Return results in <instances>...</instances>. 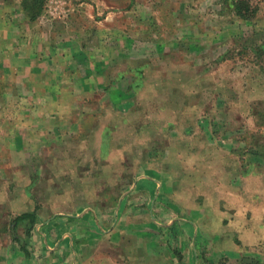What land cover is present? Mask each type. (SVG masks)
<instances>
[{
	"label": "rangeland",
	"instance_id": "obj_1",
	"mask_svg": "<svg viewBox=\"0 0 264 264\" xmlns=\"http://www.w3.org/2000/svg\"><path fill=\"white\" fill-rule=\"evenodd\" d=\"M32 1L70 41L0 50V264H264V0Z\"/></svg>",
	"mask_w": 264,
	"mask_h": 264
},
{
	"label": "crops",
	"instance_id": "obj_2",
	"mask_svg": "<svg viewBox=\"0 0 264 264\" xmlns=\"http://www.w3.org/2000/svg\"><path fill=\"white\" fill-rule=\"evenodd\" d=\"M32 2V0H0V50L6 54L5 66H3L11 69L18 67L20 76L17 77L25 81L20 79V83L27 84L35 81V70L41 67L44 58L42 53L45 49H50L52 44L64 43L61 40L65 38L59 37L60 33L51 30L50 27L53 23H57L56 20H50L41 14L36 16L37 20L30 16L29 7ZM48 23V29L44 28L43 24ZM69 41L67 38V43ZM51 58L54 60L58 55L51 54ZM14 92L15 89L0 93V100H9Z\"/></svg>",
	"mask_w": 264,
	"mask_h": 264
},
{
	"label": "trees",
	"instance_id": "obj_3",
	"mask_svg": "<svg viewBox=\"0 0 264 264\" xmlns=\"http://www.w3.org/2000/svg\"><path fill=\"white\" fill-rule=\"evenodd\" d=\"M231 5L233 6V9L236 11L237 15L243 19L250 18L254 13V8H252L244 0H234Z\"/></svg>",
	"mask_w": 264,
	"mask_h": 264
}]
</instances>
